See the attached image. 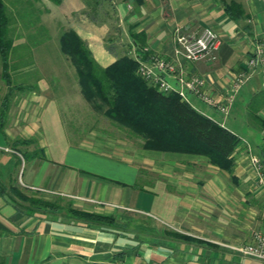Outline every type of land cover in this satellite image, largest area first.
I'll return each mask as SVG.
<instances>
[{"label": "crops", "instance_id": "0c3cea01", "mask_svg": "<svg viewBox=\"0 0 264 264\" xmlns=\"http://www.w3.org/2000/svg\"><path fill=\"white\" fill-rule=\"evenodd\" d=\"M231 1L243 5L244 19L234 21L226 14L225 2ZM46 5L53 19L87 42L102 67L126 55L137 59L141 50L149 54L140 59L148 64L154 56L174 60L179 37L211 28L222 40L217 61L188 63L184 74L203 79L208 95L219 101L232 94L253 48L264 41V0H144L140 5L112 0L108 15L99 7L98 16L92 17L86 0ZM165 77L178 87L174 75ZM53 92L41 84L22 106L28 107L23 117L12 118L9 128L0 131L10 144L0 151L27 158H21L26 162L22 177L15 167L13 176L2 181L6 192L0 197V264H264L236 250L251 243L255 233L264 234V183L253 163L254 158L261 164L264 175L262 68L235 94L228 115L186 91L195 109L241 139L232 171L212 165L205 156L146 150L141 138L112 122L106 127L87 122L81 128V107L76 106L81 102H59ZM258 95L253 117L249 105ZM235 113L254 129L253 150L234 122H226ZM18 139L35 143L17 149L12 143ZM13 188L28 197L59 198L79 210L113 215L128 227L96 228L31 214Z\"/></svg>", "mask_w": 264, "mask_h": 264}, {"label": "trees", "instance_id": "16d2710c", "mask_svg": "<svg viewBox=\"0 0 264 264\" xmlns=\"http://www.w3.org/2000/svg\"><path fill=\"white\" fill-rule=\"evenodd\" d=\"M61 5L63 0H47ZM112 0H86L89 14L98 16L99 7L103 16L109 14L106 4ZM139 5L144 0H135ZM44 0H15L14 15L6 0H0V60L2 77L9 88L0 107V131L4 133L8 113L16 92L36 91V86H16L12 80V53L18 48L12 32L16 19L24 24L28 33L23 37L33 45L49 41L48 29L42 22L43 14L49 13ZM226 14L234 21L246 17L243 5L231 1L225 2ZM38 26V27H36ZM37 29L44 40H36ZM43 32V33H42ZM61 53L67 57L76 71L78 84L84 99L97 112H102L113 125L127 131L131 136L144 141L143 148L164 153H183L209 158L210 163L222 170L232 171L235 165L234 155L241 144V139L232 131L212 118L195 109L178 94L160 92L150 82L137 74L140 59H148L149 54L141 50L135 59L128 55L119 58L108 67H102L94 58L87 42L72 29H64L59 35ZM31 44V43H30ZM133 45L138 46V41ZM38 89V88H37ZM260 95L254 97L249 105V114L257 113ZM255 117V116H253ZM35 139H18L12 146H29ZM26 160V154L21 153ZM20 158V161H21ZM14 195L28 206L31 214H51L61 217L74 225H83L104 229H126L128 225L119 224L113 215L92 213L68 206L63 208L61 199L47 200L40 196L28 197L18 188H13ZM6 192V186L0 181V197ZM140 229V228H139ZM147 229V227H146ZM157 234L156 228H148ZM170 236L178 235L168 232ZM179 237V236H178Z\"/></svg>", "mask_w": 264, "mask_h": 264}, {"label": "rangeland", "instance_id": "374dc122", "mask_svg": "<svg viewBox=\"0 0 264 264\" xmlns=\"http://www.w3.org/2000/svg\"><path fill=\"white\" fill-rule=\"evenodd\" d=\"M10 11L14 15V1L15 0H6ZM44 2H48L44 0ZM50 2V1H49ZM44 3V4H45ZM109 5L106 4V8L109 9ZM55 8V7H53ZM56 9V8H55ZM57 15V14H56ZM43 19L41 24L44 25L46 29H48V36L49 41H43L42 44L33 45L32 42H28V38L23 37L28 33V30L25 29L24 24L18 23L15 19L14 24L12 25L11 29L14 32V37L16 38V46L18 48L12 53L11 56V63L13 66V71L11 72L12 80L16 86H31L40 88V85L46 84L50 85L51 90L53 88L54 92L53 96L57 97L59 102L61 100L72 101V102H81L78 103L81 107V116L80 119L81 128L88 127L86 123H95L98 122L97 126L106 127L110 124V120L107 119L102 112L95 111V116L89 115V110L85 106V102H87L82 93L81 88L78 84V78L76 75V71L70 61L64 56L60 51L59 46V35L62 30L67 29L63 27V22L57 21L51 17L50 14L45 13L42 15ZM38 27V26H36ZM43 33V32H42ZM36 40H44L43 36L37 29L36 31ZM249 84V83H247ZM36 88V89H37ZM9 88L6 86L3 77H2V64L0 60V107L3 99L8 94ZM34 92V91H33ZM32 91H28L26 93H19L16 92L15 96H13L12 104L8 113V118L6 121V126L4 129H7L9 126L10 121L14 118L16 121L23 117L22 115L28 111V107L26 109H22L23 105L29 104L31 102V96L33 95ZM39 93V92H35ZM49 93H41V95H45ZM73 105V106H74ZM241 107V101L238 103ZM27 106V105H26ZM72 106V105H71ZM84 106V107H83ZM88 106V105H87ZM91 106V105H90ZM202 107H204L202 105ZM24 110V112H23ZM23 112V113H22ZM236 114V113H235ZM225 117V116H224ZM229 125L230 123L234 122V126L236 129L241 133L242 137L246 138L248 141L245 142L249 145V148H255L256 145V135L254 134V129L249 128L244 119H242L238 114L232 115L226 121ZM20 128H27V124L23 127L22 125H18ZM73 124L69 126L72 128ZM9 128V127H8ZM255 144V145H254ZM8 144V140L4 136L3 133L0 134V148L5 147ZM254 146V147H253ZM23 147V146H22ZM22 150H26L24 147ZM26 163L23 160L20 161L16 154H6L0 151V181L7 182L9 177L13 176V170L17 167V176H23L24 172V164ZM22 171V172H21ZM26 204V203H25ZM63 208L68 207L67 204L61 202Z\"/></svg>", "mask_w": 264, "mask_h": 264}, {"label": "built area", "instance_id": "2783aa9c", "mask_svg": "<svg viewBox=\"0 0 264 264\" xmlns=\"http://www.w3.org/2000/svg\"><path fill=\"white\" fill-rule=\"evenodd\" d=\"M178 47L175 50L176 59L170 60L162 56L152 57L151 64L139 60L137 74L150 82L160 92L167 95L176 93L183 100H187L186 91L193 92L206 104L213 106L224 115H228L230 107L234 102V96L238 90L248 82L258 68L264 71V41L258 43L252 50L246 68L240 72L234 82L232 94L227 95L224 101H219L209 96L205 90V82L199 77L187 79L184 74V67L188 63L199 61L215 62L218 58V51L222 40L217 32L206 28L198 36L179 37ZM174 75L178 81V87H173L166 80L165 76ZM255 170L259 180L264 183V175L261 173V164L253 158ZM236 250L244 257L251 258L264 263V234L255 233L251 243Z\"/></svg>", "mask_w": 264, "mask_h": 264}]
</instances>
